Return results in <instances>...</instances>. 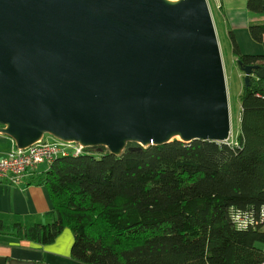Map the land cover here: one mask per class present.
Instances as JSON below:
<instances>
[{"label":"water","instance_id":"1","mask_svg":"<svg viewBox=\"0 0 264 264\" xmlns=\"http://www.w3.org/2000/svg\"><path fill=\"white\" fill-rule=\"evenodd\" d=\"M238 64L246 87L264 79ZM231 132L208 0H0V133L18 148L51 135L118 157Z\"/></svg>","mask_w":264,"mask_h":264},{"label":"trees","instance_id":"2","mask_svg":"<svg viewBox=\"0 0 264 264\" xmlns=\"http://www.w3.org/2000/svg\"><path fill=\"white\" fill-rule=\"evenodd\" d=\"M247 9L264 15V0H248ZM249 33L263 43L264 22ZM229 40L240 71L239 61L264 68V56L242 54L232 32ZM239 102L237 146L174 140L140 151L128 144L118 157L85 148L58 158L41 182L53 203L50 221L0 220V246L5 239L48 246L68 229L70 259L79 264H261L264 231L237 230L231 212L264 206V79L244 82Z\"/></svg>","mask_w":264,"mask_h":264},{"label":"crops","instance_id":"3","mask_svg":"<svg viewBox=\"0 0 264 264\" xmlns=\"http://www.w3.org/2000/svg\"><path fill=\"white\" fill-rule=\"evenodd\" d=\"M214 1L218 11V19L214 17L217 32L222 29L228 37L232 32L242 54L264 56V42H255L249 33L251 25L264 22V15L249 12L248 0ZM13 145L14 141L10 137L1 134L0 157H5L12 150ZM44 165L30 170L18 183L0 180V220L33 224L49 219L54 209L48 189L41 184L50 167ZM41 167L44 168L41 169ZM60 237L53 246H42L26 241L14 243L13 241L8 246H0V256L37 263L79 264L70 259L73 238L65 236L64 246L63 238Z\"/></svg>","mask_w":264,"mask_h":264},{"label":"built area","instance_id":"4","mask_svg":"<svg viewBox=\"0 0 264 264\" xmlns=\"http://www.w3.org/2000/svg\"><path fill=\"white\" fill-rule=\"evenodd\" d=\"M228 144L237 146L233 142ZM84 149L78 143L61 141L50 143L45 138L24 149L18 148L14 142L12 150L5 157H0V180L18 183L30 170L44 164L50 166L60 157H78L84 154ZM231 215L233 224L239 231H264V206L259 212L232 210ZM261 264H264V261Z\"/></svg>","mask_w":264,"mask_h":264},{"label":"rangeland","instance_id":"5","mask_svg":"<svg viewBox=\"0 0 264 264\" xmlns=\"http://www.w3.org/2000/svg\"><path fill=\"white\" fill-rule=\"evenodd\" d=\"M208 3H209V7L211 9L213 18L215 17V19H218V11H217L216 2L214 0H208ZM215 19H214V21L216 22ZM217 34H218L219 44L221 47L223 63H224V67H225V75H226L228 94H229L230 113H231V128H232L231 139L229 140V142L235 143L237 135L239 133V129H240L241 105L239 102V95H240V93H242L243 87H244V73L242 71H240L238 65L236 64V60L232 55L228 35L222 29H219ZM45 140L47 142H50V143L60 142L59 140H57L56 138H54L51 135H45ZM44 166H46V164ZM43 168L44 167H41V169H43ZM6 221L15 223L11 220H6ZM49 221H50V219H48L42 223H48ZM25 224H27V223H25ZM65 236H68V238H73V241H74V236H73L72 232L67 229V230H65L64 235H62L60 237V238H63L62 242H63L64 246L66 244V239H65L66 237ZM73 241H72V245H73ZM59 242H61V241H59ZM6 244H9V242L5 239V242L3 243V245H6ZM54 244H52V246Z\"/></svg>","mask_w":264,"mask_h":264},{"label":"bare ground","instance_id":"6","mask_svg":"<svg viewBox=\"0 0 264 264\" xmlns=\"http://www.w3.org/2000/svg\"><path fill=\"white\" fill-rule=\"evenodd\" d=\"M172 1H178V0H172Z\"/></svg>","mask_w":264,"mask_h":264}]
</instances>
